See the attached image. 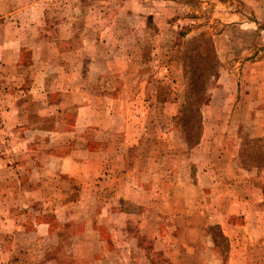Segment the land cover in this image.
I'll return each instance as SVG.
<instances>
[{
	"label": "rangeland",
	"instance_id": "1",
	"mask_svg": "<svg viewBox=\"0 0 264 264\" xmlns=\"http://www.w3.org/2000/svg\"><path fill=\"white\" fill-rule=\"evenodd\" d=\"M0 264H264V0H0Z\"/></svg>",
	"mask_w": 264,
	"mask_h": 264
},
{
	"label": "trees",
	"instance_id": "2",
	"mask_svg": "<svg viewBox=\"0 0 264 264\" xmlns=\"http://www.w3.org/2000/svg\"><path fill=\"white\" fill-rule=\"evenodd\" d=\"M198 78L199 77H197V76H195V77H193L192 79H190V81H189V83H188V86H189V90H191V89H194V88H196V87H198V85H199V80H198ZM189 98V97H188ZM192 102H189L188 101V103H185V109H186V112H187V108H189V107H191L192 106ZM191 105V106H190ZM185 109H184V111H185ZM183 111V112H184ZM182 112V114L180 115V119H182L184 116V120L181 122L182 123V126H184L183 128H185V132L187 133V131H188V129H189V127L191 126V123H190V116H189V114L187 115V114H185V112L183 113ZM185 114V115H184Z\"/></svg>",
	"mask_w": 264,
	"mask_h": 264
}]
</instances>
